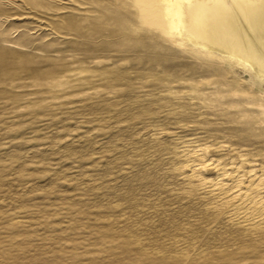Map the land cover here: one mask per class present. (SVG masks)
I'll list each match as a JSON object with an SVG mask.
<instances>
[{
	"label": "rangeland",
	"instance_id": "374dc122",
	"mask_svg": "<svg viewBox=\"0 0 264 264\" xmlns=\"http://www.w3.org/2000/svg\"><path fill=\"white\" fill-rule=\"evenodd\" d=\"M146 11L0 0V264H264L200 182L264 176V78Z\"/></svg>",
	"mask_w": 264,
	"mask_h": 264
},
{
	"label": "bare ground",
	"instance_id": "6f19581e",
	"mask_svg": "<svg viewBox=\"0 0 264 264\" xmlns=\"http://www.w3.org/2000/svg\"><path fill=\"white\" fill-rule=\"evenodd\" d=\"M133 1L150 8L145 18L152 17L156 24L165 27L170 34L179 35L183 41L193 43L206 55L218 52L234 59L241 67L251 69L257 76L264 78V0ZM199 151L189 156L196 160L201 155ZM221 165L219 159L192 162L187 165L188 176L196 177L197 173L211 168L217 171ZM232 176V171L227 170L216 177L202 178L200 182L222 202L238 207L239 212L234 213L236 217L262 221L264 216L261 215L264 213L251 218L250 215L264 208V195H256L264 191V176L256 172L247 180L242 176L233 180ZM228 179L231 183H228ZM245 182L250 183L246 190L243 186Z\"/></svg>",
	"mask_w": 264,
	"mask_h": 264
}]
</instances>
